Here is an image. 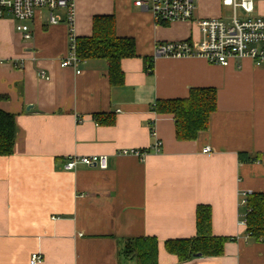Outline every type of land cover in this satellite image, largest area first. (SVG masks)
<instances>
[{
	"label": "crops",
	"instance_id": "0c3cea01",
	"mask_svg": "<svg viewBox=\"0 0 264 264\" xmlns=\"http://www.w3.org/2000/svg\"><path fill=\"white\" fill-rule=\"evenodd\" d=\"M225 6L198 0L195 15L229 19ZM254 8L252 16H264V0L257 6L254 0ZM101 14H114L117 33L136 40L138 56L121 63L122 85L110 83L104 59L82 61L81 73L61 65L71 30L90 36ZM16 25L12 17L0 19V110L16 119L14 152L0 156V264H30L36 251L44 257L40 264H137L124 246L147 236L159 241V264H264V241L248 236L241 223L247 212L241 193L264 192V64L157 55L158 43L198 41L199 28L192 21L157 24L133 0H75L72 29L39 11L30 41ZM145 56L154 58L153 74ZM197 87L216 89L217 109L208 130L181 141L174 116L154 105ZM97 113L114 114L115 122L102 124ZM158 140L161 151L149 150L144 161L118 155ZM240 152L261 159L241 161ZM94 154L108 155L109 167L64 169L70 156ZM200 204L212 208L213 234L233 239L221 256L179 262L165 242L196 236Z\"/></svg>",
	"mask_w": 264,
	"mask_h": 264
},
{
	"label": "trees",
	"instance_id": "16d2710c",
	"mask_svg": "<svg viewBox=\"0 0 264 264\" xmlns=\"http://www.w3.org/2000/svg\"><path fill=\"white\" fill-rule=\"evenodd\" d=\"M77 54L82 61L104 59L108 63V75L112 85H122L125 74L122 69L124 58L137 57L134 37L117 33L114 14L95 15L92 34L77 37ZM145 68L154 72V58L145 56ZM217 109V91L213 87H197L190 90L185 98L158 100L154 110L161 114H172L175 119L176 138L181 141L196 140L199 134L209 129L210 117ZM95 118L102 124H113L114 114L97 113ZM16 139V119L12 113L0 110V156H10L14 152ZM241 161L255 162L259 155L239 153ZM246 230L255 241H264V192H254L247 197ZM233 238L216 236L212 231V208L207 204L197 207V234L192 238L170 239L165 242L168 253L179 262L196 256H221L225 244ZM123 254L135 259L137 264H159V241L156 237H135L127 239Z\"/></svg>",
	"mask_w": 264,
	"mask_h": 264
},
{
	"label": "built area",
	"instance_id": "2783aa9c",
	"mask_svg": "<svg viewBox=\"0 0 264 264\" xmlns=\"http://www.w3.org/2000/svg\"><path fill=\"white\" fill-rule=\"evenodd\" d=\"M223 4L233 8V14L229 19L223 17H196L198 0H133L136 7L152 13L157 24H170L179 21L195 22L199 28L201 38L198 41L173 40L158 43L156 54L168 57L201 56L210 63L228 65L233 59L252 58L257 65L264 64V16H252L254 12V0H222ZM241 8L246 15L240 16ZM46 11L51 24L67 21L73 28L75 15V0H0V19L12 17L16 20V30L24 40H33L34 33L30 22L39 11ZM82 60L77 54V37L71 30L68 55L61 61L62 66H72L81 73L78 65ZM41 76L45 73L41 71ZM162 142L160 140L150 149H122L118 155H134L144 161L149 150L160 152ZM203 151L210 153V146ZM80 164L98 166L102 169L109 167V156L106 154H94L83 156H70L64 163L65 170H75ZM254 192L246 190L241 193V203L247 204V197ZM241 223L247 227V215ZM248 236L249 233H248ZM43 254L33 252L30 264H40Z\"/></svg>",
	"mask_w": 264,
	"mask_h": 264
},
{
	"label": "rangeland",
	"instance_id": "374dc122",
	"mask_svg": "<svg viewBox=\"0 0 264 264\" xmlns=\"http://www.w3.org/2000/svg\"><path fill=\"white\" fill-rule=\"evenodd\" d=\"M198 4V3H197ZM255 4H256V6H257V4H258V0H255ZM233 14V8L232 7H229V6H225V7H223V15L224 16H231ZM238 14L239 15H242L243 14V11H242V9L241 8H239L238 9Z\"/></svg>",
	"mask_w": 264,
	"mask_h": 264
}]
</instances>
